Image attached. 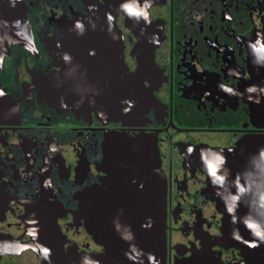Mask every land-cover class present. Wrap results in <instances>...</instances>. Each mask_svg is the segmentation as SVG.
<instances>
[{
    "label": "flooded vegetation",
    "instance_id": "obj_1",
    "mask_svg": "<svg viewBox=\"0 0 264 264\" xmlns=\"http://www.w3.org/2000/svg\"><path fill=\"white\" fill-rule=\"evenodd\" d=\"M5 1L0 264H126L120 234L148 186L117 151L139 136L159 151L164 264H244L221 241L204 162L264 138V0H135L133 30L122 10L109 34L85 29L83 60L66 57L68 41L107 0ZM68 67L82 72L83 98L49 97Z\"/></svg>",
    "mask_w": 264,
    "mask_h": 264
},
{
    "label": "water",
    "instance_id": "obj_2",
    "mask_svg": "<svg viewBox=\"0 0 264 264\" xmlns=\"http://www.w3.org/2000/svg\"><path fill=\"white\" fill-rule=\"evenodd\" d=\"M20 2L23 4L22 0ZM134 3L135 0H107L106 6H102L93 2L89 15L84 17L91 22L84 21L79 30L72 34L68 42L73 49L67 51L66 57L83 60L86 54L83 48L85 29L101 27L109 34L110 29L116 27L119 10L126 15L125 25L133 30L137 16L141 18L139 12L142 14ZM7 6L5 0H0V7ZM62 83L50 92L53 96L49 97L65 101L74 96L80 100L83 98L82 72L73 73L68 67ZM118 146V155H129L138 164L126 170L134 172V178L144 180L148 186L144 198L138 201L136 213L125 227L128 234H120L122 239L117 247L118 256L126 264H164V180L157 144L139 136L120 141ZM205 153L208 155L204 162L208 175L206 193L222 214V243L239 249L244 264H264V138L242 139L228 150L210 149ZM82 196L81 193L80 198ZM84 211L85 204L80 199L77 209L80 218L84 217ZM97 221L98 215L93 217V234L98 239L100 231Z\"/></svg>",
    "mask_w": 264,
    "mask_h": 264
}]
</instances>
